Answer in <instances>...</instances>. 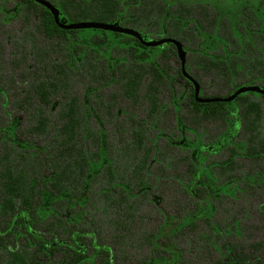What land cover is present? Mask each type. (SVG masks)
Instances as JSON below:
<instances>
[{
	"label": "trees",
	"instance_id": "16d2710c",
	"mask_svg": "<svg viewBox=\"0 0 264 264\" xmlns=\"http://www.w3.org/2000/svg\"><path fill=\"white\" fill-rule=\"evenodd\" d=\"M209 1L58 0L55 5L68 22H119L147 34L148 39H179L194 56L191 60L195 66L189 65L188 70L201 89L204 81H214L218 92L210 95L222 96L224 91L229 95L243 84L264 79V0ZM224 1L225 5L219 7L218 3ZM24 2L26 34H42L48 43L44 46L34 43L31 50L35 62L25 63L26 69L22 68L21 73L17 69L18 60H11L6 68L9 73L12 66L15 79L29 83L21 102L28 120L22 123L19 117L9 116L7 109V116L0 117V264H115L112 246L101 242L98 231L91 230L86 221L90 212L87 192L98 176L105 175L109 178L108 186L100 188L98 195L106 206L127 213L129 220L135 210L132 195L137 192L130 182H120L119 192L114 193L113 159L108 152L106 131L100 126L97 131L89 127L97 103L91 105L70 94L72 77L85 73L92 76L94 82L90 80L88 97H99V86H114L125 99L134 102L144 97L150 106L147 116L153 117L159 110L163 87L171 83L169 69L159 61L158 53L177 54L176 47L172 43L147 47L132 35L99 28L63 29L45 6L34 0ZM4 45L0 39V49ZM58 53H62V59L55 60ZM245 75L250 78L234 82ZM6 78L8 87L12 78L11 75ZM261 81L259 84L264 83ZM0 84L1 92L4 90L1 80ZM249 93L240 94L234 101H243ZM56 97L62 103L56 115L58 124L53 125L50 111ZM251 104L259 113V103ZM2 105L5 107V102ZM197 105L200 104L191 85L188 106L192 110ZM174 111L175 118L181 115L180 108ZM204 111L215 117L226 112L218 106ZM143 127L144 124L135 127L127 145L135 163L133 174L140 178L134 182L135 187L145 185L147 163L155 159V141L147 143ZM246 132L245 149L231 146L230 156L212 165H221L222 171H234L240 154L256 162L264 160V135L260 130ZM89 140L95 145L92 152L87 148ZM185 160L189 167H194L192 153ZM261 175L264 177V171ZM207 207L211 212L214 210L211 201ZM196 218L195 215L184 218L172 231L194 224ZM116 224L127 229L124 220ZM156 238L154 234L148 241L158 250ZM144 240L147 242V235ZM225 248L224 258L216 264H252L244 248L235 245ZM253 248L264 249V245L256 243ZM172 251L178 258V252ZM257 261L264 264L261 258ZM141 264H173V261L153 256Z\"/></svg>",
	"mask_w": 264,
	"mask_h": 264
},
{
	"label": "rangeland",
	"instance_id": "374dc122",
	"mask_svg": "<svg viewBox=\"0 0 264 264\" xmlns=\"http://www.w3.org/2000/svg\"><path fill=\"white\" fill-rule=\"evenodd\" d=\"M49 1L58 4V0ZM225 1L218 3L219 7L225 5ZM0 3L4 4V10L8 14L7 38L4 49H0V80L5 89L4 94L0 95V117L5 118L3 109H7L9 116L19 117L20 121L25 123L28 119L21 102L29 83H24L22 79L17 81L12 66L9 73L6 72V68H9L11 60H18L17 69L21 73L22 68L26 69L25 63L32 65L35 62L34 51L31 50L34 43L44 46L48 43V39L35 32V35L31 36L26 34L23 21V11L27 6L25 2L0 0ZM185 48L187 66L193 68L195 61L191 58L194 56L189 54L190 51L186 46ZM114 54L117 55V52ZM157 58L168 67L171 83L162 89L158 112L153 117L147 116V143L153 144L155 141V159L147 163L148 170L144 175L143 187L138 185L135 187L134 182H130L131 187L137 192L132 195L134 200H131L135 207L132 220H129L127 213L114 210L104 204L103 199L98 195V190L108 186L109 178L101 174L89 186L87 192L90 197L88 204L90 212H87L86 221L91 224L90 229L98 231L101 242L112 246L115 264H141L145 259L150 260L153 256L169 257L173 264H216L217 260L224 258L225 246L231 245L244 248L250 254L252 264H258V258L264 261V249L253 248L256 243L264 245V177L261 175L264 171V160L256 162L238 158L236 169L226 173L228 176H224L225 174L220 173L216 167L207 168L206 163L212 164L225 159L227 149L230 152L228 146L245 149L246 140L243 130H234L224 145L212 143L219 133L230 130H218L221 125L219 122L210 124L211 130H200L202 140L209 144V149H205L202 153L201 165L202 170L207 172V177L213 182H203L206 179L203 173H198L195 167H189L185 160L191 154L192 145L182 143L185 139L193 142L194 134L191 130L181 132L182 130H177L175 127L174 104L181 106V115L187 114L191 85L179 73L180 60L177 54L174 52L165 54L160 51ZM54 59H62V53L55 54ZM8 75H11L12 80L10 79L9 86L6 87L8 79L5 80V77ZM91 78L92 76L86 73L73 74L70 94L79 96L85 103L91 105L97 103L89 127L97 131L100 126L106 131L108 152L114 159L113 164L119 170H115L112 165L114 170L112 188L116 194L120 190L117 186L122 181L120 178H123L118 175L125 176L135 164L134 160L130 159L131 154L127 148L132 139L133 129L145 123V114L146 111L148 114L150 106L144 97L138 102L125 99L120 90L114 86L98 84L101 95L88 97V85L92 83L90 80L94 82ZM245 78L250 77L246 75L237 77L234 82H242ZM148 80L149 76L147 83ZM261 80L264 79H256L255 82H262ZM208 81H204L201 95L218 92L217 82ZM221 93L227 95L226 91ZM248 96L256 101H264V97L257 92H250ZM3 102L5 107L2 105ZM60 103L62 101L59 97L52 100L50 113L53 125L58 124L56 115ZM239 103L236 105L242 107ZM261 123L264 127V121ZM214 127L216 130H213ZM260 133L264 135V130H260ZM87 143V148L92 152L95 146L93 140ZM119 154L121 158H118L120 159L118 163L116 157ZM210 201L214 206L212 212L207 207V202ZM191 215L197 216L194 224L172 231L178 222ZM119 220H124L128 224L126 230L120 229L121 226L116 224ZM218 229L219 232H216ZM154 234H157L155 241L158 250L148 241V237ZM146 235L147 242L144 240ZM172 249L178 252V258H175Z\"/></svg>",
	"mask_w": 264,
	"mask_h": 264
},
{
	"label": "flooded vegetation",
	"instance_id": "af4514ba",
	"mask_svg": "<svg viewBox=\"0 0 264 264\" xmlns=\"http://www.w3.org/2000/svg\"><path fill=\"white\" fill-rule=\"evenodd\" d=\"M24 2V0H22ZM4 4L0 3V39H3V42L5 44L6 38H7V27H8V14L4 10ZM24 12V11H23ZM147 36V34H145ZM188 67V66H187ZM180 70H181V65H180ZM187 71L189 72L188 68ZM190 73V72H189ZM181 76L182 78L185 79L190 85L193 86L192 82L187 78L184 77L182 74L181 70ZM191 74V73H190ZM192 75V74H191ZM193 76V75H192ZM194 77V76H193ZM195 78V77H194ZM6 80V77H5ZM252 84H259L257 82L252 83ZM264 87L263 84H259ZM194 87V86H193ZM0 88H2V85L0 84ZM5 90V89H4ZM4 90L0 92V95L4 94ZM261 94V93H260ZM264 97V94H261ZM202 97H214L210 94H202ZM225 96V95H222ZM175 97L173 96V99ZM6 101V100H5ZM131 101V100H130ZM147 102V99H146ZM224 102L225 104H215L214 103H222ZM240 102V103H239ZM251 102H257L259 103V106L261 108L260 112L258 113L257 111L253 110V104ZM200 105L194 106L192 110L187 112L185 115H179L177 118H175L176 124L175 127L177 130H182L181 132H184L185 130H191L192 133L194 134V140L193 142H188L186 139L184 140V145H192V157L194 161V167L196 168L197 172L203 173L205 176V180L203 182H213L207 177V172L205 170H202V165L201 163L203 162V154L205 149H209V144H206L205 141L202 140L201 137V131L200 130H211L210 124H216L219 122L221 125L218 130H230V131H224L222 133H219L216 138L213 139L212 143H217L219 146H222L225 144V142L232 136L234 130H243L246 135V140H245V147H247V132L246 130H264V127L262 126V121H264V101H256L251 99L248 95H246L243 99V101H230V102H225V101H212V102H201L198 101ZM237 103L242 104V107L236 105ZM209 104V105H207ZM213 104V105H210ZM221 107L226 112H224L221 116L215 117L213 115H208L205 113V108H211V107ZM174 108H181L180 105L177 103L174 104ZM234 108L236 110H234ZM5 117L7 116L6 110H4ZM175 117V116H174ZM231 118H233V121H231ZM133 120L131 119V122ZM144 125L145 127L142 128V130H147V111L145 114V120H144ZM135 130V129H133ZM213 130H216V127L213 128ZM134 132V131H133ZM132 132V136H133ZM181 144V143H180ZM181 144V145H182ZM231 146H228L230 148ZM120 155V154H119ZM117 155L116 159L121 158V155ZM230 156V152L227 149V156L225 157L228 158ZM238 158H243V159H249L245 155H240L236 157ZM223 159V160H225ZM119 160L117 162L119 163ZM222 160V161H223ZM252 160V159H249ZM114 161V159H113ZM220 162V161H218ZM114 169L117 170V166L115 164ZM207 168L208 167H216L218 171L222 174H225L224 176H228L226 173L231 172L230 170H224L222 171L221 165H212L210 162L206 163ZM119 171V170H117ZM147 171V167L145 169V172ZM197 173V174H198ZM230 174V173H229ZM118 177H123L120 178L122 181L121 182H135L136 180L139 181V177L137 175H134L132 170L128 171L125 176L123 175H118ZM198 181V180H197ZM198 182H201L199 180Z\"/></svg>",
	"mask_w": 264,
	"mask_h": 264
},
{
	"label": "water",
	"instance_id": "95a60500",
	"mask_svg": "<svg viewBox=\"0 0 264 264\" xmlns=\"http://www.w3.org/2000/svg\"><path fill=\"white\" fill-rule=\"evenodd\" d=\"M37 3L45 6L49 9L58 24L63 29L73 30V29H82V28H99L104 30H109L113 32H120L132 35L136 37L143 45L147 47H155L163 45L165 43H172L175 45L177 50V55L180 60L181 70L184 77H187L193 84L195 89V98L197 101L201 102H212V101H225L230 102L235 100L240 94L247 92H257L264 94V87L259 84H244L237 88L232 94L225 96H214V97H202L201 96V85L198 80H196L188 71H187V50L184 44L177 38L174 37H162L161 39H148V36L143 34L141 31L137 30L131 26L121 25L119 22H101L95 20H83L76 22H68L67 19L61 16L59 8L49 0H34Z\"/></svg>",
	"mask_w": 264,
	"mask_h": 264
}]
</instances>
